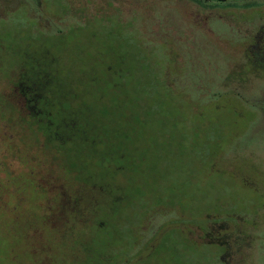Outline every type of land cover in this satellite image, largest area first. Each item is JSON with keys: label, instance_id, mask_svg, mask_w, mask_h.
<instances>
[{"label": "rangeland", "instance_id": "obj_1", "mask_svg": "<svg viewBox=\"0 0 264 264\" xmlns=\"http://www.w3.org/2000/svg\"><path fill=\"white\" fill-rule=\"evenodd\" d=\"M44 54L58 89L59 72L122 59L112 92L106 70L90 80L88 65L71 84L106 126L82 151L91 163L59 152L73 164L68 186L105 192L47 228L33 191L60 169L0 107V264H115L121 237V264H264V0H0V95L17 58Z\"/></svg>", "mask_w": 264, "mask_h": 264}, {"label": "trees", "instance_id": "obj_2", "mask_svg": "<svg viewBox=\"0 0 264 264\" xmlns=\"http://www.w3.org/2000/svg\"><path fill=\"white\" fill-rule=\"evenodd\" d=\"M210 1L222 2L225 0ZM45 56L46 54H44L42 58H35L29 61L28 57L23 55L15 60L18 65L14 80L15 84L7 93H1L0 107H8L16 110L17 120L15 121L23 123L26 128L24 137L26 140L23 141V144L27 143L29 145L27 141V139H29L30 143L35 148H38L39 151H43V154H51L50 161H54L57 164V168L60 169V172H55L53 181L45 182L44 179H40L43 185H39L36 191H33L35 190L34 184L31 189L32 185H29L30 181L26 184V186H29L38 197L36 206L42 213L43 223L50 230H55L60 225L66 226L76 212H82L83 207L85 208L86 206L90 209L88 207L89 201H91L92 207L96 206V201L90 198L91 190H97L102 194L105 192L104 189L96 188V186L88 187L83 181H81V183L80 181L77 183L72 182V185L68 186V182L65 179H76L72 169L73 164L72 162H67L66 157L59 152L72 151V154L75 155L78 162L82 160L87 164L90 159H86V157L91 154L82 151H90L98 142L102 141V135H105L106 126L96 118H89L88 114H86L87 108L83 110L82 106H79L84 100L75 98L77 94L71 86L72 83H78L77 86L80 85L79 82L76 81V78L80 81L78 76H84L86 74L85 68L87 69L88 64L79 66L77 75H72L69 78H67L65 74L61 75L59 72L58 80L61 86L58 89L52 84L53 81L57 82L52 73L54 62L52 63V60L49 61ZM121 60L122 59L119 60L118 58L115 67L110 65L109 68L106 64L102 65L98 58H93L91 64L88 65L92 74L88 72L86 78L90 76V80L95 81L100 73H97V75L94 72L106 70V74H109L112 78V80L105 85L106 93L108 91L112 92V90L117 88L115 85L116 81H123L127 75L126 70L123 69V71L117 67ZM29 68H33L34 71L31 69L28 71ZM62 68H64V64H62ZM130 71H132V69ZM91 76H93L92 79ZM74 98L77 100L75 103L76 106H73V104L69 102L70 99ZM100 109H98L97 112H99ZM118 109L120 108L116 105L115 110ZM100 112L105 113L103 109H101ZM23 113L26 117L22 115ZM88 163H91V161ZM50 176L51 175H49V177ZM114 195L122 197L121 200L124 199L121 193H114ZM103 197L104 207L106 208L105 211L111 214L113 209L112 205L115 204L113 203L114 199H112L113 195H111L109 191L107 194L103 195ZM11 208L13 210V205ZM67 216H70L68 220L65 218ZM74 220H76V218H74ZM92 223L97 230L105 226L100 220L98 222L96 220L92 221ZM218 224H220V226L224 225V223ZM128 227L126 222H119V228L121 230ZM134 239L136 240V238ZM135 240L134 242H137ZM124 244L126 243L123 241V237H121L119 246L114 249L116 254L115 264H121L123 252L120 253L119 249L125 247ZM34 250L35 247L30 248V256H34ZM48 251V247L45 244L43 254ZM108 256H111V254H104L102 261H105ZM136 258L138 257H135V259Z\"/></svg>", "mask_w": 264, "mask_h": 264}]
</instances>
